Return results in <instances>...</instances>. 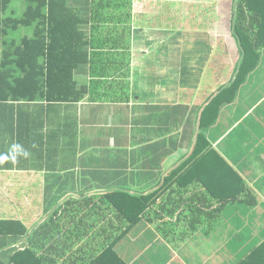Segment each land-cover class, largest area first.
<instances>
[{
	"label": "crops",
	"instance_id": "obj_1",
	"mask_svg": "<svg viewBox=\"0 0 264 264\" xmlns=\"http://www.w3.org/2000/svg\"><path fill=\"white\" fill-rule=\"evenodd\" d=\"M94 1L67 0L74 17L57 22L65 41L86 44L72 72L83 99L20 102L19 123L0 135V220L35 221L25 235L0 234V264H87L112 242L125 264H264V22L256 66L209 123L202 112L241 54L233 0ZM116 88L126 100L107 101ZM166 177L130 228L93 195L141 196Z\"/></svg>",
	"mask_w": 264,
	"mask_h": 264
},
{
	"label": "trees",
	"instance_id": "obj_2",
	"mask_svg": "<svg viewBox=\"0 0 264 264\" xmlns=\"http://www.w3.org/2000/svg\"><path fill=\"white\" fill-rule=\"evenodd\" d=\"M17 1L0 0V135L6 134L7 131L13 132V125L19 123L21 115L17 109L21 107L20 102L71 104L80 102L85 94V89L83 94L76 89L72 72L80 62L86 60L87 53L84 51L86 44L65 41L64 37L70 35L69 29L57 26V22L68 18L67 13L69 15L71 13L70 16L74 17L71 10L67 8V0H19L21 2L19 5H17ZM94 2L108 3V0ZM114 2L118 1L114 0ZM18 11L19 15H17ZM263 22L264 0L232 1L231 37L238 45V52L241 53L233 72L235 78L230 82L228 76L226 78V82L229 81L228 85L211 96L202 112V120L206 114H211L209 123H212L220 106L231 104L235 100L239 86L256 66L258 56L254 51V43L257 35L261 34L260 26H263ZM253 24L258 26L253 29ZM25 28H29L27 31L31 34L29 37L23 36L19 42L14 40L7 42L8 34L26 30ZM75 32L82 36L77 30ZM79 54L82 55V58L71 63V59ZM248 54H251L253 58L248 57L247 59ZM214 64L215 62L211 61V65ZM119 65L121 67L117 65L116 70L120 74L124 65ZM223 66L229 71L230 65H226V67L223 64ZM125 69L127 70L126 74L121 78L126 79L125 83L128 85L129 70L128 67ZM110 72L113 74V71H109L108 75H112ZM106 77L104 76V78ZM112 78H114V82L118 80L116 76H112ZM110 89L104 94L107 101L120 103V101L126 100L123 98L128 93L119 94L121 98H118V95L116 96L118 89L116 88V93H114L115 91L110 92ZM178 171L179 169L177 173ZM175 173L176 171L171 172L170 177L176 175ZM167 180V177L164 178L162 187L141 196L128 191L93 195L104 196L107 201L109 200L108 203L116 211V216L130 228L138 222L141 214L147 212L155 200L166 191ZM254 202L255 200H252L250 204L252 205ZM155 212L161 214L159 216L165 226L168 223L172 224L173 221L166 216L164 211L157 210ZM34 222L31 221L28 225H24L17 221L0 220V234L3 236L7 233L18 236L25 235ZM51 229L54 234H57L54 227ZM38 231H34L36 232L35 239ZM109 245L98 256L91 258L87 264H105V260H109L106 264H125L113 251L114 243ZM35 259V261H39V257H35ZM11 263L15 264L16 261Z\"/></svg>",
	"mask_w": 264,
	"mask_h": 264
},
{
	"label": "rangeland",
	"instance_id": "obj_3",
	"mask_svg": "<svg viewBox=\"0 0 264 264\" xmlns=\"http://www.w3.org/2000/svg\"><path fill=\"white\" fill-rule=\"evenodd\" d=\"M19 4H21V2L18 0L17 1V5H19ZM19 9V8H18ZM19 11H18V13H17V15H19ZM26 29V31H28V29L29 28H25ZM229 29H230V27H229ZM230 33H231V29H230ZM191 56H192V58H193V52H188ZM180 61L181 60H178V63L177 62H175V64L176 65H181L180 64ZM196 63H198V61H196ZM118 87V86H117ZM134 128V127H133ZM110 145H111V142H110ZM98 154H99V152H98ZM106 159V162H107V164H108V158L106 157L105 158ZM120 159H124L123 157H121ZM95 161H96V159H95ZM123 162H125V161H123ZM106 167H107V165H106ZM91 178H94V180H99V178L101 179L102 178V173H99V172H96V173H94L93 175H92V177ZM106 184H108V183H106ZM128 184H129V182H128Z\"/></svg>",
	"mask_w": 264,
	"mask_h": 264
},
{
	"label": "clouds",
	"instance_id": "obj_4",
	"mask_svg": "<svg viewBox=\"0 0 264 264\" xmlns=\"http://www.w3.org/2000/svg\"><path fill=\"white\" fill-rule=\"evenodd\" d=\"M25 157H27L28 153L27 152H23L22 153Z\"/></svg>",
	"mask_w": 264,
	"mask_h": 264
},
{
	"label": "bare ground",
	"instance_id": "obj_5",
	"mask_svg": "<svg viewBox=\"0 0 264 264\" xmlns=\"http://www.w3.org/2000/svg\"><path fill=\"white\" fill-rule=\"evenodd\" d=\"M120 25V24H119ZM135 27V26H134ZM244 74V73H243ZM247 74H248V72H247ZM245 75V74H244ZM23 181H25V180H23ZM24 187V186H23ZM164 192V191H163ZM261 195V194H260ZM120 209V208H119ZM85 213V212H84ZM81 234V233H80ZM173 242V241H172Z\"/></svg>",
	"mask_w": 264,
	"mask_h": 264
},
{
	"label": "built area",
	"instance_id": "obj_6",
	"mask_svg": "<svg viewBox=\"0 0 264 264\" xmlns=\"http://www.w3.org/2000/svg\"><path fill=\"white\" fill-rule=\"evenodd\" d=\"M9 264H12V263H9Z\"/></svg>",
	"mask_w": 264,
	"mask_h": 264
}]
</instances>
